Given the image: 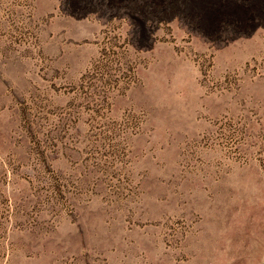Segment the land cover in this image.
<instances>
[{"label":"rangeland","instance_id":"374dc122","mask_svg":"<svg viewBox=\"0 0 264 264\" xmlns=\"http://www.w3.org/2000/svg\"><path fill=\"white\" fill-rule=\"evenodd\" d=\"M0 264H264V0H0Z\"/></svg>","mask_w":264,"mask_h":264}]
</instances>
